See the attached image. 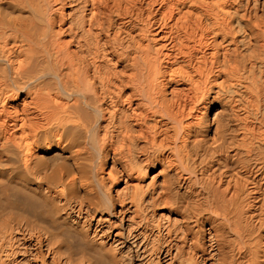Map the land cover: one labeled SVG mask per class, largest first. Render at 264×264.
<instances>
[{"label": "bare ground", "instance_id": "6f19581e", "mask_svg": "<svg viewBox=\"0 0 264 264\" xmlns=\"http://www.w3.org/2000/svg\"><path fill=\"white\" fill-rule=\"evenodd\" d=\"M0 264H264V0H0Z\"/></svg>", "mask_w": 264, "mask_h": 264}]
</instances>
